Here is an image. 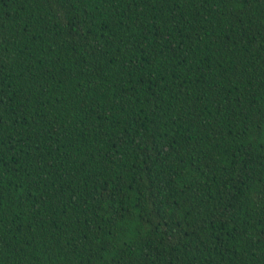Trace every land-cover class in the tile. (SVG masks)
<instances>
[{
	"label": "trees",
	"instance_id": "16d2710c",
	"mask_svg": "<svg viewBox=\"0 0 264 264\" xmlns=\"http://www.w3.org/2000/svg\"><path fill=\"white\" fill-rule=\"evenodd\" d=\"M0 264H264V0H0Z\"/></svg>",
	"mask_w": 264,
	"mask_h": 264
},
{
	"label": "snow or ice",
	"instance_id": "6c2138e0",
	"mask_svg": "<svg viewBox=\"0 0 264 264\" xmlns=\"http://www.w3.org/2000/svg\"><path fill=\"white\" fill-rule=\"evenodd\" d=\"M49 4L52 6V7H58L59 3H60V0H48Z\"/></svg>",
	"mask_w": 264,
	"mask_h": 264
}]
</instances>
